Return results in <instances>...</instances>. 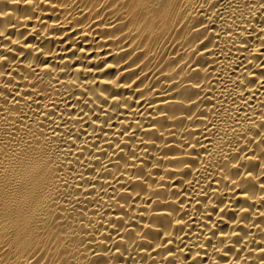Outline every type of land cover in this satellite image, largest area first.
<instances>
[{
  "label": "bare ground",
  "instance_id": "6f19581e",
  "mask_svg": "<svg viewBox=\"0 0 264 264\" xmlns=\"http://www.w3.org/2000/svg\"><path fill=\"white\" fill-rule=\"evenodd\" d=\"M0 264H264V0H0Z\"/></svg>",
  "mask_w": 264,
  "mask_h": 264
}]
</instances>
